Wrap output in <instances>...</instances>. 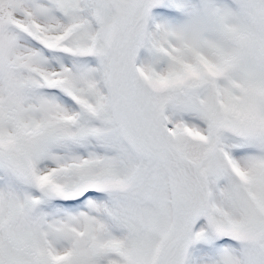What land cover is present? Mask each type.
<instances>
[{
    "label": "snow or ice",
    "instance_id": "snow-or-ice-1",
    "mask_svg": "<svg viewBox=\"0 0 264 264\" xmlns=\"http://www.w3.org/2000/svg\"><path fill=\"white\" fill-rule=\"evenodd\" d=\"M0 264H264V0H0Z\"/></svg>",
    "mask_w": 264,
    "mask_h": 264
}]
</instances>
